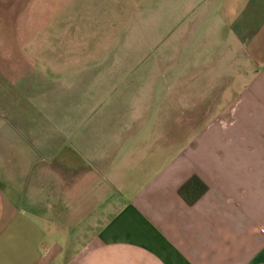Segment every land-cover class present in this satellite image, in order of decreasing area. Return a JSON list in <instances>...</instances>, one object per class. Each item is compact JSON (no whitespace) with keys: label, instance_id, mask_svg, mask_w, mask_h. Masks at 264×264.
<instances>
[{"label":"crops","instance_id":"0c3cea01","mask_svg":"<svg viewBox=\"0 0 264 264\" xmlns=\"http://www.w3.org/2000/svg\"><path fill=\"white\" fill-rule=\"evenodd\" d=\"M188 2L223 32L216 76L236 78L187 144L106 134L66 100L2 101L0 264H264V0ZM192 175L208 189L190 206Z\"/></svg>","mask_w":264,"mask_h":264},{"label":"rangeland","instance_id":"374dc122","mask_svg":"<svg viewBox=\"0 0 264 264\" xmlns=\"http://www.w3.org/2000/svg\"><path fill=\"white\" fill-rule=\"evenodd\" d=\"M188 5L0 0V106L66 100L74 119H103L106 134L137 143L167 129L170 147L187 144V120L221 115L213 99L236 78L216 76L223 32L198 27L200 10Z\"/></svg>","mask_w":264,"mask_h":264},{"label":"trees","instance_id":"16d2710c","mask_svg":"<svg viewBox=\"0 0 264 264\" xmlns=\"http://www.w3.org/2000/svg\"><path fill=\"white\" fill-rule=\"evenodd\" d=\"M207 185L196 175L190 176L177 190L178 195L188 204H195L207 191Z\"/></svg>","mask_w":264,"mask_h":264}]
</instances>
